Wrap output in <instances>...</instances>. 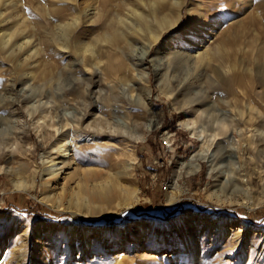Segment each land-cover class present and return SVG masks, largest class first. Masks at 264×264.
<instances>
[{"label": "rangeland", "instance_id": "rangeland-1", "mask_svg": "<svg viewBox=\"0 0 264 264\" xmlns=\"http://www.w3.org/2000/svg\"><path fill=\"white\" fill-rule=\"evenodd\" d=\"M247 1L217 4L216 14L228 25L209 41L218 54L200 66L194 59L200 46L174 40L184 33L189 9L197 13L204 2L185 0L179 25L162 33L145 57L143 76L137 64L160 26L149 17L133 35V9L149 12L153 5H165L171 11L174 0H0L5 15H13L11 4L19 3L17 10L30 24L28 30L12 25L0 30L11 35L13 44L25 43L20 52L0 40V264H264V140L251 147L247 138L255 131L245 121L252 98L255 121L263 122L264 133V41L257 40L259 35L264 40V0ZM95 3L101 9L99 23L108 20L105 28L81 23L65 30ZM118 11L132 18L128 26L112 14ZM107 34L113 42L100 41L103 51L97 59L81 50ZM30 71L37 78L27 84L24 73ZM191 80L197 93L209 94L203 117V107L194 114L181 105L180 89ZM90 82H95L93 106L77 124L73 116L82 117L81 95ZM30 84L46 95L30 91ZM105 101H116L124 131L114 140L105 138L116 147L99 151L84 139L93 114L97 120L110 116ZM43 111L49 124L43 122ZM216 116L229 125V138L218 136L203 148L185 123L197 120L196 128L202 125L210 134ZM74 137L78 147L72 148L71 162L45 189L46 169L58 157L61 163L52 169L64 165L60 149L72 145ZM205 149L217 161L203 157L196 169L188 167L193 155ZM108 191L109 198L101 201ZM14 205L35 212L19 213ZM178 205L180 212L165 214ZM48 212L63 216L55 220ZM125 213L130 215L108 220ZM99 219L102 223L88 222Z\"/></svg>", "mask_w": 264, "mask_h": 264}, {"label": "bare ground", "instance_id": "bare-ground-1", "mask_svg": "<svg viewBox=\"0 0 264 264\" xmlns=\"http://www.w3.org/2000/svg\"><path fill=\"white\" fill-rule=\"evenodd\" d=\"M102 1L106 2V0H102ZM203 1L204 2L202 4L200 3V5H199L200 6V8H199L200 10L197 13L193 12V8H192L193 6L189 9V17L187 18V20L185 22L184 29H182V30H184V33H181L180 36L176 37L179 40L178 39H174V40H176V42L185 40L186 43H189V45H193V46L199 45L200 46V47H198V48H200V51L194 49V53H195L194 59H196L195 63H197L200 66L209 64V62L211 61L212 57L214 55L218 54L217 52L216 53L214 52L215 49L213 48V46H211V44H209V41H210L211 38H213L214 36L219 34V32L221 30H225V28H227V25H228L227 24V20L228 19L222 18V17L218 16L219 14H216L220 10L219 9L220 7H218L217 4L220 3V2H226L227 0H203ZM240 1H241V3L244 4V3H246L247 0H240ZM30 2H31V0H30ZM98 2H100V1H98ZM17 4H19V3H17ZM17 4L16 3L11 4L12 14L13 15H5V14H3L1 12L2 10H0V30H8V28H7L8 25H12L15 30H28L27 28L30 26V24L28 25L26 19L24 18V14L22 15L20 13L21 11L17 10V8H18ZM26 4H27V2H26ZM174 4L176 5V8H174L171 11H169L168 10L169 8L167 9V6H165V5L164 6L162 5V6H159V7H158V5H153L150 8L149 12H140L137 9H133V12H132V14L134 15V20H133V24H132L133 30H130V32L133 33V35H138L139 34L140 29L142 27L141 25L143 23L147 24V23H149L151 21L149 17H151L153 20H155L156 23L159 24V26H160V28H158L159 30H157L158 32L156 31L157 35H155L156 32H152L151 35L149 36L150 39L146 43V49H144V53H143L142 57L140 58V64L139 63L137 64V66L140 67V72L142 73L143 76H146V74H147V71L145 69L147 67L144 64L145 57L150 53V50L152 49L153 45L157 41H159L161 39L162 33H164L166 30L173 29V28L177 27L179 25V23H180L181 7H183L185 5V0H174ZM237 4L238 3L234 4L235 8H236ZM6 6H10V4L7 3ZM244 6H246V4ZM19 7H21V5ZM103 8H104V6H103ZM15 9H16L18 15H15L16 14L15 13ZM236 9H238V8H236ZM166 10H168L167 13H165ZM235 10H234V12H235ZM45 12H46V15H48V16L53 18L51 13L48 12V14H47V11H45ZM105 12H106V10H105ZM250 12L252 13V10ZM112 14L114 16H118V19L120 20V23L121 24L124 23L125 26H128L130 20L132 19V18L124 19V17L119 15V11L118 12H112ZM159 14H164V16L161 17V16H159ZM242 14L243 13H241V14L239 13L234 18H238V16H240V15L242 16ZM100 15H101V9L95 3V5H93V9H86L85 12H84V15L80 16V17H83L82 20H81V18L79 16H77V17L75 16L74 17V21H73V25L70 24V23L66 24L64 26L65 30H72V28H73V30H75L78 27L82 26L81 23L85 24L84 27H91L92 29H95V27H97V25L99 26V24H100L99 23V20H100L99 16ZM12 16H13V19L10 20L12 18ZM167 16H171L172 18H174V17L175 18H174V20L172 19L173 21H168L167 18H166ZM252 18H253V16H252ZM158 19H160V20H158ZM101 20H102V18H101ZM32 25H33V22H32ZM100 25H101L100 26L101 28H105V26L108 25V20H105ZM34 30H35V28H34ZM37 30H38V28H37ZM160 30H162V32H160ZM184 34H188V35L185 36ZM63 36H65V35H63ZM66 37H67V35H66ZM23 38L25 39L26 36L24 35ZM256 38H257V36H256ZM113 39H114L113 36L107 34L105 39L98 38L95 43L84 45L81 48V50H87V51L89 50L90 53H91L92 58L93 59H97L98 56L100 55V53L103 51V46L100 45V41H103L105 43L108 42V43L111 44L113 42ZM201 39L203 41H201ZM0 40L5 45V47L11 48V46H12L15 50H19L20 52H21V50H23V47H24V44H25L24 42H23L24 44L23 43L19 44L18 41H17V43L13 44L11 35L4 34V32L0 33ZM257 40L260 41V45L264 41V40H262L260 35L258 36ZM255 41L253 42L254 44H255ZM28 42L29 41L27 40V43ZM211 43H214V41H212ZM262 48H264V47H262ZM98 66H99V64H98ZM261 68L263 69V67H261ZM97 70H99V68L96 69V71ZM262 74H263V76H262L261 84H262V87L264 88V73H262ZM24 75H25V77L23 78V80L25 79V83H27V84H29L28 82H30V81L33 82L35 80V78H37V76H36L37 74L34 71L26 72V73H24ZM44 75H46V74H43V77H44ZM26 78H27V80H26ZM39 78H40V76H39ZM41 79H42V77H41ZM45 79L46 78L44 77V80ZM120 80H125L126 81V77L125 76H123V77L121 76ZM192 80L189 81L188 83H186L185 85H183L182 88L180 89L179 93H180V96L182 97V100H183L181 102V105L183 107L192 109L194 114H198V112L200 111L201 107H203L202 110H201V114L199 115V117H203V114H205V112H207V109H205L204 106L209 104V103H207L205 101V100H208L206 98H208L207 96H209V94L208 93H204L203 91L201 93L202 95L197 93L196 88L193 86L194 81H192ZM21 83H22V81H21ZM34 84H35V82H34ZM93 86H95V82H90V84H88V86L85 87V89H84L85 90V94L82 93L83 94V95H81L82 97L80 96L82 98V105H83V111L84 112H83L82 117L81 116L78 117V116H75V115L73 116V118H75L74 120H75V122L77 124H79L80 121H82L84 118H86L89 115V111L91 110V107L93 106L92 96H91V93H90L91 92V87H93ZM24 87H26V86L24 85ZM112 87L118 88L119 86L118 85H113ZM22 88H23V85H22ZM31 88L32 89H30V87H29L28 89H30V91L34 90V92H38V91H36V88H37L36 86H32L31 85ZM12 89H13V87H12ZM11 92H12V90H11ZM262 92H263L262 95L264 96V91L262 90ZM26 93H28V92H26ZM13 94H15V93H13ZM13 94H11V95H13ZM38 94L40 96H42V97L46 95L45 92H43V90L38 92ZM260 95H261V93H260ZM37 96L38 95H36V97ZM115 96L116 95L113 94V93L109 94V97H112L114 100L116 98ZM263 96H261V97H263ZM2 97H3V95H2ZM9 97H11V96H9ZM248 97H249V94L247 95V98ZM249 98H251V97H249ZM256 98H259V97H256ZM250 100H248V102H247V104L250 102L251 105L248 106L249 107V113L246 116L245 121H246V125L248 124L249 126L253 127L255 132H254V134L251 137L247 138V141L251 145V147L255 146V148H256L259 144H261L260 143L261 140H264V133L262 131L263 130L262 129L263 125H261L263 122L259 123V122L255 121L257 119L256 115H255V111L258 110V109L255 107V105H252V102ZM259 100H258V102H259ZM261 100L264 101V98L263 99L261 98ZM114 102H116V101H105V106L107 107L106 113L108 112L109 115L112 116V117L109 116L108 118H105V119H102V120H97L96 119V115L97 114H93L94 115L93 116V122L89 123L88 126L86 125L89 130H86L88 132V134H87L86 138L84 139V141L86 143H88L89 145L90 144L93 145L94 150L101 151V150H111V149H113L116 146L110 144L109 141L105 140V138L108 137V139L114 140L112 138H115V136L120 134V132L124 131V126H123V124L121 122L122 118H120V114H119L120 112L118 110L119 108L117 107V105L114 104ZM254 102H255V100H254ZM254 102H253V104H255ZM258 102H256V103H258ZM43 104H45V102ZM10 105H11V103H10ZM196 107H199L200 109H196ZM45 112L46 111H43V116H42L44 124L47 123L46 118L48 116ZM67 115H68V113H67ZM259 116H261V115L259 114ZM258 119H260V118H258ZM196 123H198L197 120L189 119V120L186 121L185 125L187 127L192 126V131H194V134H198V136L203 141V148L205 146L208 147V145H210L209 143L213 144L218 136H220V137L223 136L222 139L229 138V132H230L231 129L229 128V125L226 124L224 119H220V117L216 116L214 118L213 123H215L216 126L212 129V133H210V134L206 133L207 129L205 127H203L202 125H201V128H199V127L196 128V126H197ZM47 124H49V123H47ZM91 128H93V129H91ZM41 129H42V127L40 128V130ZM149 129H151V126H149ZM73 132L76 135L79 134V131H78V129L76 127H73ZM126 132L130 133V134H133V132H131L128 129L126 130ZM248 132H250V131H248ZM258 132H260V133H258ZM80 135H82V134H80ZM81 139H83V138H81ZM137 139H144L145 140L146 138H145L144 135H139ZM72 141H73V143H71L72 145H70V143L68 142L69 146H64L63 144H62L63 145L62 146L60 144L62 146V148L60 149V154H61L62 158L64 159V160L62 159L63 160L62 162L64 163V165L60 166L58 168L55 167L56 169H54V168L52 169L53 166L61 163V158L58 157L55 160L53 159L52 165H50L48 167V169L45 168L46 169V173H45L44 177H46V181L43 184L45 189L50 184L49 182H51V181L55 182V181L58 180L59 177H61V173L63 172L64 168L67 167L68 163L71 162L72 148H73V151H74L75 148L78 147V140L75 137H74V139ZM117 146H119V145H117ZM209 152H210V150L205 149V150H201V151L197 152L196 154H194L193 157H192V162L190 164H188V167H190L192 169H196L198 167L197 161L199 160V158H203V157H205V158L206 157H208V158L211 157L210 160H211L212 164H214L217 161L216 160L217 157H215L214 154L209 156ZM96 159L100 160V161L103 160L102 158H96ZM73 163H74V156H73ZM94 163H96V160H94ZM132 167H133V164L130 163V168H132ZM172 187H174V185H172ZM44 192L47 193L46 190ZM108 192L109 193L107 195H105L101 199V201H106L109 198V196L111 195L110 194L111 192L110 191H108ZM170 193H172V192H170ZM170 197L171 196H169V198Z\"/></svg>", "mask_w": 264, "mask_h": 264}, {"label": "trees", "instance_id": "trees-1", "mask_svg": "<svg viewBox=\"0 0 264 264\" xmlns=\"http://www.w3.org/2000/svg\"><path fill=\"white\" fill-rule=\"evenodd\" d=\"M11 207H13V209H16L17 211H19V213H25V212H28V213H30V214H33L35 211L34 210H26V209H23V208H20L18 205H14V206H11ZM198 208H199V210L200 211H205V212H208V211H211L210 210V208H207V207H202V206H198ZM183 209V206H181V205H178V206H175V207H172V208H170V209H167L166 211H165V214H173L174 212H176V211H178V212H180L181 210ZM215 209V208H214ZM215 212H219V213H221V212H223V209L221 210V209H216V210H214ZM50 215H51V218H53V219H55V220H58V219H60L62 216H63V214H55V213H53V212H48ZM130 214H137L135 211H132V212H130ZM130 214H123V215H121V216H114V217H112V218H110V219H108L109 221H112V222H117V221H119V220H121L122 218H124V217H126V216H129ZM145 214V212H143V213H141V214H138V215H144ZM240 217H241V215H240ZM107 220V221H108ZM102 221H103V219H99V220H93V221H88L89 223H102Z\"/></svg>", "mask_w": 264, "mask_h": 264}]
</instances>
